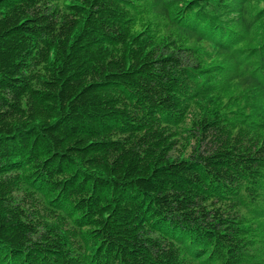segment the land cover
Here are the masks:
<instances>
[{
	"label": "trees",
	"instance_id": "1",
	"mask_svg": "<svg viewBox=\"0 0 264 264\" xmlns=\"http://www.w3.org/2000/svg\"><path fill=\"white\" fill-rule=\"evenodd\" d=\"M0 264H264V0H0Z\"/></svg>",
	"mask_w": 264,
	"mask_h": 264
}]
</instances>
